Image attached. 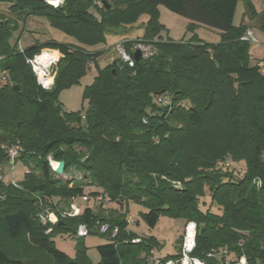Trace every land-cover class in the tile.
I'll return each mask as SVG.
<instances>
[{
  "label": "trees",
  "instance_id": "trees-1",
  "mask_svg": "<svg viewBox=\"0 0 264 264\" xmlns=\"http://www.w3.org/2000/svg\"><path fill=\"white\" fill-rule=\"evenodd\" d=\"M243 1L242 21L235 24L240 0H64L57 7L47 0H0L15 16L0 14V174L8 164L6 144L19 143L18 160L31 169L17 185L0 181V264H147L144 255L160 243L154 236L132 243L139 234L126 230L122 212L130 202L146 209L141 216L151 228L162 215L195 221L193 255L208 264H220L207 256L217 246L264 264V69L251 63L250 41L243 38L250 21L264 30V0L261 11L253 0ZM158 5L188 18L191 30L200 24L220 30L221 41L164 36ZM144 14V35L122 45L132 56L139 44L153 52L133 67L120 57L100 68L101 51L89 48ZM31 16L46 18L76 43L49 39L20 48L15 33ZM46 48L60 52L49 90L26 61ZM92 64L98 75L84 91L88 108L66 111L60 92L79 84ZM49 156L65 161V175L75 168L82 177L57 174ZM241 163L246 169L235 176L232 169ZM84 195L93 199L80 215L41 223L38 197L66 207ZM99 195L118 204V216L96 210ZM206 196L211 203L204 206ZM98 221L120 232L115 238L101 233ZM80 224L111 240L97 246L98 263L86 246L72 258L52 237L77 235Z\"/></svg>",
  "mask_w": 264,
  "mask_h": 264
},
{
  "label": "rangeland",
  "instance_id": "rangeland-1",
  "mask_svg": "<svg viewBox=\"0 0 264 264\" xmlns=\"http://www.w3.org/2000/svg\"><path fill=\"white\" fill-rule=\"evenodd\" d=\"M255 8L258 11L263 9V0H253ZM159 20L166 26V31H163L164 36H169L175 41L190 42L192 40L200 39L204 42L216 44L222 39L221 32L218 29L208 27L206 25L200 24L195 30L188 28L190 20L180 14H177L169 10L164 5H158ZM245 12V4L243 0H240L237 6L236 15L234 19L235 24H239L242 21L243 14ZM0 14L8 17H15L9 8V4L6 2H0ZM148 19V15L144 14L137 24L133 27H129L126 30L111 32L106 37V42L103 43L104 47L102 49L95 48L94 50H100L101 52L97 55V63L100 68H105L109 63L113 62L115 59L120 58L118 51V45L121 44L126 39H137L142 37L145 31V22ZM250 28L254 32V37L256 41H250V55L251 63L256 64L261 63V68L264 69V30L260 28L257 21H250ZM20 38L19 46L20 48H25L30 45L35 44L37 41L44 42L49 39H56L61 42H72L76 43V40L69 37L60 30H57L50 26L48 20L42 17H29L26 25H21L20 29L15 33L13 41ZM143 50L145 56L150 55L153 52V48L146 44H139ZM58 53V50H55ZM60 54V52L58 53ZM60 59V55H59ZM98 66L91 65L87 70V73L81 78L79 84H76L70 88L64 89L59 94V100L63 108L68 111H80L86 110L89 106L88 101L84 99V91L86 86L91 85L95 77L98 75ZM31 170L28 165H26L22 160H18L15 168L12 169L9 164L5 166V178L7 181H17L23 180L27 170ZM246 169L244 163L238 164L237 168H233L235 176H239ZM63 177L67 176L69 178H81V173L73 168L68 174L65 173ZM90 188H86V192H89ZM37 196V195H35ZM110 202H112L111 197ZM205 205L207 206L211 203L210 196L204 198ZM38 204L40 206L39 213L42 212L44 208L50 207L46 204L45 200L38 197ZM75 202L81 207L85 208L87 202H84L81 197L76 198ZM116 203H106L99 202L96 204V210H102V215L106 216L108 219L113 216H118ZM127 206V205H126ZM124 207L122 212H126L129 216L135 219V223L130 225V228L142 236H154L160 243V251L162 255H174L179 248L180 238L182 239L183 231L185 229L186 221L183 218L170 217L168 215H162L154 228L149 227L141 216V211L146 209L136 203L130 202L127 207ZM62 210H67L68 205L64 207L62 203L60 205ZM212 210L215 212H220L216 205H212ZM57 247L60 250L65 251L70 257L75 258L77 250L79 247L86 246L87 253L90 259L94 263H98L101 260V255L97 249L100 244H106L111 242V240L105 235L90 234L86 237H78L77 235H71L68 233H58L52 236Z\"/></svg>",
  "mask_w": 264,
  "mask_h": 264
},
{
  "label": "built area",
  "instance_id": "built-area-1",
  "mask_svg": "<svg viewBox=\"0 0 264 264\" xmlns=\"http://www.w3.org/2000/svg\"><path fill=\"white\" fill-rule=\"evenodd\" d=\"M48 3L59 6L64 2V0H47ZM245 40L256 41L254 37V32L251 29L246 31V34L243 36ZM136 49V47H135ZM134 49V51H135ZM118 51L122 60L128 63L129 66L133 67L135 65L134 57L129 54L122 43L118 45ZM56 51L54 49H43L39 54L34 57H28L27 63L31 66L34 71L38 83L44 89H51L54 85V79L56 75V68L59 61V55H54ZM59 53V51H58ZM145 56V55H144ZM93 65V64H92ZM2 77L5 78L4 72ZM168 99H164V103H167ZM7 151L8 164L12 169L15 168L17 161L21 154V146L19 143L4 145L3 146ZM50 163L52 167L56 164V160L49 156ZM229 164V162H228ZM29 171V169L27 170ZM5 174H0V181L3 180ZM13 184L17 185V180L14 179L11 181ZM260 183V182H259ZM84 202H88L93 199L89 195H84L81 197ZM3 199V196L0 194V200ZM76 198L72 200L67 210H62L60 205L44 208L41 213H39V218L42 224L50 225L56 224L61 220L66 218L75 217L83 213L84 208H81L76 202ZM98 202L110 203V198L104 197L103 195L96 196L95 198ZM128 226L127 231L132 230L130 228L131 224L135 223V219L132 216L127 218ZM96 229L101 233H109L112 238H115L120 232V227L118 225L112 226L106 221H98L95 225ZM52 228L50 227L47 232H51ZM90 227L87 224H80L77 229L78 237H86L90 235ZM196 236H197V223L195 221H188L185 224V229L183 231L182 242L180 248L174 254V257H167V255H162L161 251L157 247H152L149 253L145 256L147 264H208L207 261L200 259L199 257L193 255L196 248ZM143 239L142 235H139L132 239V243H141ZM211 259H221L220 264H251L250 260L245 255H236L228 246H217L210 249L207 255Z\"/></svg>",
  "mask_w": 264,
  "mask_h": 264
},
{
  "label": "water",
  "instance_id": "water-1",
  "mask_svg": "<svg viewBox=\"0 0 264 264\" xmlns=\"http://www.w3.org/2000/svg\"><path fill=\"white\" fill-rule=\"evenodd\" d=\"M133 56L136 61L141 60L142 57L144 56L143 50L140 47H136ZM15 88L18 89L19 87L15 86ZM65 168H66V164L65 161L63 160L57 161L56 164L53 166V170L59 175H63L65 173Z\"/></svg>",
  "mask_w": 264,
  "mask_h": 264
},
{
  "label": "crops",
  "instance_id": "crops-1",
  "mask_svg": "<svg viewBox=\"0 0 264 264\" xmlns=\"http://www.w3.org/2000/svg\"><path fill=\"white\" fill-rule=\"evenodd\" d=\"M103 47H104V44H99V45H97V46L90 47L89 49H90V50H94L95 48L102 49Z\"/></svg>",
  "mask_w": 264,
  "mask_h": 264
},
{
  "label": "bare ground",
  "instance_id": "bare-ground-1",
  "mask_svg": "<svg viewBox=\"0 0 264 264\" xmlns=\"http://www.w3.org/2000/svg\"><path fill=\"white\" fill-rule=\"evenodd\" d=\"M54 55H55V56H57V55H58L57 51L54 53Z\"/></svg>",
  "mask_w": 264,
  "mask_h": 264
}]
</instances>
